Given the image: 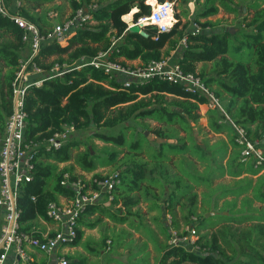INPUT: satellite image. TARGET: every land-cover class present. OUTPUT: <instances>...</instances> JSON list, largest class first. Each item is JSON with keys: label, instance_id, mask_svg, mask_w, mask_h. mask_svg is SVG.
<instances>
[{"label": "trees", "instance_id": "16d2710c", "mask_svg": "<svg viewBox=\"0 0 264 264\" xmlns=\"http://www.w3.org/2000/svg\"><path fill=\"white\" fill-rule=\"evenodd\" d=\"M19 1V14L37 25L42 34L48 33L55 25L50 13L55 11L64 16L67 2L72 9L71 15L80 9H88L91 16L68 44L51 41L43 45L39 56L34 59L45 72L34 79L45 78L43 85L29 87L25 95L26 136L29 140L44 144L55 134L63 132L65 126H74L78 131L94 125L98 130L92 138L113 146L112 150L107 148L103 151L108 154V160L102 159L100 165L112 167L111 174L94 173L82 191L100 192L97 182L116 174L119 183L114 188L113 199L109 207L103 208L101 203L86 207L78 220L77 239L71 245L78 246L82 241L85 233L82 227L94 229L102 224L104 217L117 226L129 225L140 233L144 232L140 230V226L144 225V215L139 207L149 204L150 210L162 211L167 229L156 264H229L242 252L238 250L240 242L247 247L244 252L256 253L264 264V175L258 178L254 195L242 199V210L246 213L240 217L234 213L223 216L227 220L218 230L214 232L212 229L207 235L198 234L199 229L195 225L198 219L193 211L199 202L196 189L200 186L191 183L204 180L202 184L208 191L228 187L231 193L240 196L248 188L242 184L251 186L253 183L249 178L240 177L260 173L253 158L250 167L244 166L247 160L242 158L238 133L227 116L243 127L251 140L260 139L264 148V0H252L248 4L252 13L250 17H244L242 23L251 30L245 32L243 40L236 42V38H241L239 32L231 33L232 28H228L224 34L216 33L213 31L216 24L208 20L218 15L221 7L228 13L236 11L226 0H196L198 13L188 21L183 19L187 18L186 6L191 0H181L185 8L176 14L177 23L173 28L169 32H159L155 25H145L143 31L146 35L128 31L129 26L137 23L139 18L151 14V6L146 0H62L60 4L55 3L61 0ZM4 2L9 10L14 9L15 0ZM134 9L137 11L133 21L126 22L124 16ZM201 19L207 20L202 22ZM194 25L201 27L199 34L193 35ZM113 38L119 39L116 48L112 47ZM244 49L251 52L249 61L242 57ZM172 51L176 52V63L184 72L197 74L204 80L222 109L211 106L206 97L185 93L182 86L166 81L152 79L125 88L123 76H111L93 66L78 69L82 58L89 60L103 52H109L108 59L123 66H127L126 61L140 60L144 68L151 61L171 57ZM27 53L23 30L10 16L0 14V135L14 109L13 83L21 60L28 58ZM56 64L65 74L48 76ZM201 105L209 106L205 114L206 127L200 124L203 117L200 114ZM150 121L157 124L152 125ZM138 122L148 147L153 150H141L139 142L127 146L122 133L126 132L129 136ZM193 124L198 127L199 133L208 129L213 136L220 135L211 146L218 144L221 149L231 148L227 157H220V162L223 166L230 162L234 167L232 172L221 174L217 171L214 178L206 181L202 172L207 167L201 165L198 155L204 161L208 156V146L202 148ZM118 126H122L118 135L99 131V128ZM146 132L163 141H151ZM213 136L205 139L210 143L214 140ZM192 145L196 154L191 149ZM79 146L80 142L72 136L59 149H41L34 179L20 190L22 229L26 232L38 235L34 228L38 218L47 219L46 207L50 202H58L60 197L73 199L77 194L71 185L78 181L74 168L66 166L60 169L59 165L70 163L74 159L73 152ZM236 149H239L237 153L234 152ZM98 156L87 149L79 152L77 163L84 171L93 173L98 168L95 163ZM191 168L196 170L190 171ZM65 174L70 176V184L62 186ZM225 176L239 178L235 186L243 187L232 190L230 185L214 186L216 179ZM106 197L102 193L100 198L105 200ZM256 203L261 206H256ZM237 210L241 209H237L236 205L231 212ZM93 216H97L96 219L92 220ZM168 216L171 221L167 220ZM132 218L140 219V225H134ZM153 219L155 223L158 220L157 216ZM187 227L197 231L198 238L193 244L189 241L169 244L173 231H177L181 238L189 236ZM109 229L104 230V243L108 240L106 231ZM66 259L69 264L72 263L70 256Z\"/></svg>", "mask_w": 264, "mask_h": 264}, {"label": "built area", "instance_id": "2783aa9c", "mask_svg": "<svg viewBox=\"0 0 264 264\" xmlns=\"http://www.w3.org/2000/svg\"><path fill=\"white\" fill-rule=\"evenodd\" d=\"M151 6V14L138 19L135 25H155L159 32H169L177 23L174 17L170 20V11L175 9L174 0L156 1V5L146 0ZM20 1L15 0L14 9L9 10L4 0H0V14L10 16L13 22L23 30V41L27 44L28 58L22 59L19 70L13 83L14 109L9 116L4 132L0 135V264H32L31 252L37 251L52 256L55 251L65 245L72 244L78 236V220L89 204L96 203L101 194L107 195L110 202L113 199L115 186L119 183L116 174L97 182L100 192L88 191L82 193L86 184L76 181L71 185L77 190L73 199L64 198L59 202H50L46 207V218H38L34 228L38 235L22 229L23 207L20 203L21 187L34 179L37 159L44 147L50 151L59 149L76 132L74 126H65L63 132L55 134L44 144L35 143L26 136L27 113L25 111L26 90L31 87H41L45 78L34 79L45 72L37 66L34 59L39 56L45 43L56 41L66 44L74 33L84 26L90 19L88 9H80L74 15L54 27L46 34H42L34 23L28 21L17 11ZM133 21V19H132ZM201 27L194 26L193 35L199 34ZM119 39H113L112 47L116 48ZM186 44V38L183 39ZM109 52L100 53L97 57L87 60L82 58L78 66H93L103 69L111 76L120 75L125 78L123 86L129 88L133 84H144L152 79L166 81L183 87L184 92L206 97L211 106L222 109L219 100L210 90L204 80L197 74L186 73L170 58L151 61L146 67L130 68L121 63L108 59ZM59 65L56 64L48 76H62ZM229 120L238 133L237 142L242 146V158L254 159L255 168L264 170V148L261 140H251L245 129L236 125L229 116ZM264 142V141H263ZM70 176L65 174L61 181L62 186L70 184ZM36 200L35 197L32 198ZM171 221V220H169ZM189 236L179 237L173 231L169 244L178 245L181 242H191L197 235L195 228L187 227ZM55 264H69L66 258H59Z\"/></svg>", "mask_w": 264, "mask_h": 264}, {"label": "rangeland", "instance_id": "374dc122", "mask_svg": "<svg viewBox=\"0 0 264 264\" xmlns=\"http://www.w3.org/2000/svg\"><path fill=\"white\" fill-rule=\"evenodd\" d=\"M96 1V0H95ZM175 1V9H174V17L176 18V14H179L182 10H184V5L182 4L181 0H174ZM196 0H191V2L186 6L188 8V14L187 18L183 19V21L193 20L196 14L198 13L199 6L195 3ZM227 3L232 7L235 8L236 11H233V13H228L227 10H225L223 7L220 8V13L216 16L208 18V20L213 21L216 25L213 27V31L219 34H224L225 30L228 28H232L234 30L235 34L239 32V36L241 38H236V41H240L241 39H244L245 32L249 29L246 28L245 25L242 23L244 17H250L252 11L249 10V3L252 2V0H226ZM63 3V1H57L55 4ZM52 6V4H51ZM65 14L72 13V9L70 5L65 3L64 10ZM132 13V12H131ZM239 13V14H238ZM53 14H57V12H51L50 16ZM133 14V13H132ZM129 15V14H128ZM126 15V16H128ZM125 16V17H126ZM124 17V18H125ZM128 21L129 19H124ZM207 19H201L202 22H205ZM55 21H59V18H56ZM195 26V25H194ZM251 29H249L250 31ZM234 34V35H235ZM232 44V42H231ZM242 57H245L246 60L249 61V58L251 59V52L248 49L243 50ZM200 67L202 64L199 65ZM211 64L209 65V67ZM209 106L201 105L200 106V114L203 116L200 119V124L202 127L207 126V119L205 118V114L208 111ZM151 122V121H150ZM152 125L157 124L151 122ZM140 122L136 123L135 128H133V131L129 134L126 132H123L122 134L125 135L126 144L127 146H131L135 142H139L140 149L144 150H153L148 147V144L144 138L143 133H141V126ZM194 125V124H193ZM195 126V132L196 137L199 143H201L202 148H205L208 146V156L205 158L204 161L201 160L200 154L198 155L199 161H201V165L207 168L202 172V176L207 180L214 178L217 174V171H219L221 174L226 173L228 171H233L234 167L232 164H227L223 166L221 164V158L224 156L227 157L229 154V151L231 148H222L220 145L216 144V146H211L210 144H213L216 139L219 138L220 135H212V133H209L208 129L204 130L203 132L199 133L198 127ZM122 129V126H118L111 129L106 128H99L100 132L109 133L118 135ZM98 129L95 128V126H91L84 130H76V132L73 134L74 140L80 142L79 148L74 151L73 157L74 159L70 163L66 164H60L59 168L62 169L66 166L73 167L74 168V174L77 177V180L82 181L86 186L90 182V180L93 177L94 173H101L104 176L111 174L112 167H102L100 166L102 164V159L107 158L108 154L104 153V150H107V148H110L112 150L113 146L110 144H105L101 141L95 140L92 138V134L97 131ZM213 136L214 139L212 142L209 143L208 140L205 138ZM149 137L153 138L151 141H156V143L163 141L160 140L158 137H156L154 134L149 133ZM205 140V141H204ZM204 146V147H203ZM87 149L92 150L93 154H99L95 160L96 165L98 168L95 172L90 173L84 171L81 166L77 163L78 160V154L79 152H85ZM119 149V148H118ZM192 151L195 152V148L191 147ZM221 149V150H218ZM120 150V149H119ZM239 149L234 150V152H238ZM219 151V152H218ZM222 151V153H220ZM228 152V153H227ZM108 159H106L107 161ZM227 160H225L226 162ZM244 166L250 167L253 164V160L250 158L247 161H245ZM196 168H191L190 171H194ZM264 175V170L261 171L257 176L254 175H243L240 178H249L253 181L252 185H248L247 183L242 184L243 186H248L247 191L238 196L237 194H233L229 191V188L224 187H218L214 190L208 191L206 190L205 184H202L203 181L195 180V184H199L200 187L196 189V191L199 194V202L197 206L194 208V215L195 218L198 219V222L195 223L197 228L199 229L198 234L207 235L212 232V229L214 232L218 230L219 226H221L227 219L223 218V216H227L229 213H234L236 216L240 217L246 211L242 210L243 205L242 199L245 196H252L254 195L255 191V185L259 177ZM239 178H232L229 176H225L223 178L216 179L214 182V186L217 185H230L232 190L237 189L239 187H243L242 185L235 186L236 180ZM263 181V179L261 180ZM205 189V190H204ZM204 190V191H203ZM203 191V192H202ZM65 197H60L59 201H62ZM235 199V200H234ZM103 200V199H100ZM229 200V201H228ZM234 200V201H233ZM99 201V200H98ZM95 204V203H94ZM152 204H156L155 202H152ZM237 205L236 212H231V210ZM256 206H261L260 203H256ZM149 204L141 205L139 208L141 210V213L144 215L143 217V223L144 225L140 226V230H143L144 232H139L136 229L130 227L129 225H123V226H117L115 224H109L110 229L106 231V234L108 236L110 244H104L103 236L100 239V244H97V240H99V237L95 236L96 232L93 231L88 237H85L84 240L80 243L79 248L75 250H71V245H65L61 248H58L55 253L52 256V260L56 258H61V253L65 252L67 249L68 256H70V259L72 261L71 264H156V258L160 255V245L164 246L165 242V233L167 229L164 226L163 217L164 214L162 211H152L149 209ZM106 207V206H104ZM264 208V204L262 205ZM213 214V215H210ZM238 214V215H237ZM210 215V216H209ZM233 215V214H232ZM157 216L158 220L156 223L154 222V217ZM132 223L134 225H140V219L138 218H132ZM167 220H171V217L169 216ZM103 225V224H102ZM104 226V225H103ZM103 230V229H102ZM113 230V232H111ZM157 231L161 234H158ZM89 234V233H88ZM198 234L195 235L193 241L197 240ZM117 235L121 236L117 237ZM100 236V235H99ZM111 236V237H110ZM123 238V240H122ZM235 238V237H234ZM102 240V241H101ZM123 241V242H122ZM104 245H103V244ZM238 245V250L242 251L239 253V255L236 256V258L232 259V261L229 264H233L234 261H237L236 264H261L262 260L257 256L256 253L249 251L244 252V249H247L246 245L243 242H240ZM73 253V255H72ZM235 255V254H234ZM49 256V255H48ZM37 263L43 264L44 261H46L47 257L38 258ZM57 260V259H56ZM76 260H80L79 263L76 262Z\"/></svg>", "mask_w": 264, "mask_h": 264}, {"label": "crops", "instance_id": "0c3cea01", "mask_svg": "<svg viewBox=\"0 0 264 264\" xmlns=\"http://www.w3.org/2000/svg\"><path fill=\"white\" fill-rule=\"evenodd\" d=\"M137 11V9H134L133 11H132V13H133V15L135 14V12ZM55 12V11H54ZM71 15L69 14H65L64 16H60L58 13L57 14H53V15H51L50 17H51V19H52V21H54V24H58V23H61V22H63L64 20H66L67 18H69ZM134 17V16H133ZM133 17L131 18V19H129L128 21H126V22H128V23H131L132 22V19H133ZM56 18H59V21H55L56 20ZM75 34V33H74ZM113 39H115V38H113ZM119 43V42H118ZM117 43V44H118ZM66 44H68V43H66ZM66 44H63V45H66ZM28 54V53H27ZM169 58H171V61H173V62H176V52L175 51H172L171 52V57H169ZM126 64H127V67H130V68H136V67H142V62L140 61V60H133V61H126ZM206 107L208 106V105H205ZM101 199V198H100ZM99 199V201H97L95 204H102L101 206L104 208V206H106V207H109L110 206V202L107 200V197H106V199L105 200H100ZM96 217L97 216H93V217H91V219L92 220H94V219H96ZM169 217V216H168ZM104 226H103V225ZM102 224H100V225H97L94 229H87V228H84V227H82V229L84 230V237H83V239H82V241L84 240V238L85 237H88L89 235H93V234H90V233H92L93 231H95L96 232V235L95 236H97V237H99V240H97L96 242H97V244H100V239H101V237L104 235V233H105V228H108V227H110V225L109 224H112L113 225V223L110 221V219H108V218H106V217H104V219H103V222H102ZM103 229V230H102ZM89 233V234H88ZM157 233L158 234H160L158 231H157ZM103 234V235H102ZM100 235V236H99ZM161 235V234H160ZM108 240H111V239H108ZM107 240V242L106 243H104V244H107V243H111V242H109ZM81 241V242H82ZM102 241V240H101ZM80 242V243H81ZM80 243H79V245H80ZM103 244V243H102ZM103 244V245H104ZM71 245V244H70ZM78 245V246H79ZM61 248V247H60ZM77 248H79V247H77V246H72L71 245V250H75V249H77ZM68 251H69V249H67L65 252H63V253H61V255L62 256H60L61 258H67V256H68ZM31 255L33 256V259H34V262L32 263V264H38L37 263V261H38V259H37V257L38 258H42V257H47V258H49V259H47L46 261H44L43 262V264H55V262L57 261L56 259H59V258H56V259H54V260H52V256H48V255H46V254H44V253H40V252H37V251H32L31 252ZM72 255H73V253H72ZM76 262L77 263H79L80 262V260H76Z\"/></svg>", "mask_w": 264, "mask_h": 264}, {"label": "water", "instance_id": "95a60500", "mask_svg": "<svg viewBox=\"0 0 264 264\" xmlns=\"http://www.w3.org/2000/svg\"><path fill=\"white\" fill-rule=\"evenodd\" d=\"M128 31L131 32V33H140L142 35H146L145 32L143 31V27L141 25H138V24H136V25L135 24H131L129 26V28H128ZM231 33H235L234 30H231ZM145 135L149 137V133L148 132H146ZM149 139L151 140L153 138L149 137ZM210 215H213V214H210Z\"/></svg>", "mask_w": 264, "mask_h": 264}, {"label": "bare ground", "instance_id": "6f19581e", "mask_svg": "<svg viewBox=\"0 0 264 264\" xmlns=\"http://www.w3.org/2000/svg\"><path fill=\"white\" fill-rule=\"evenodd\" d=\"M156 1L157 0H150V3H152L153 5H156ZM134 15L132 13H130L128 16L125 17V19H131ZM174 18V11H170V20H173Z\"/></svg>", "mask_w": 264, "mask_h": 264}]
</instances>
